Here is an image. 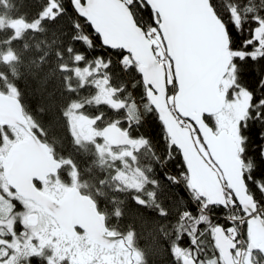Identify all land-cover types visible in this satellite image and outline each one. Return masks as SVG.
Masks as SVG:
<instances>
[{
	"label": "trees",
	"instance_id": "obj_1",
	"mask_svg": "<svg viewBox=\"0 0 264 264\" xmlns=\"http://www.w3.org/2000/svg\"><path fill=\"white\" fill-rule=\"evenodd\" d=\"M73 1L0 0V18L21 24L16 28L0 21V92L15 91L31 129L63 162L57 175L50 178H57L65 186L75 184L89 195L112 233L124 238L131 234L130 244L140 254L141 264H182L184 251L196 264H223L214 243V228L227 230L235 226L247 247V224L241 227L229 221V205L228 212L212 211L211 204L205 211H192L199 209L201 197L190 188L186 163L146 97L139 64L122 50L103 47L99 36L77 15ZM127 3L144 30L147 17L133 0ZM231 3L239 7L245 0ZM258 3L259 0H250L246 6ZM233 15L236 16L235 8ZM86 70L96 72L83 79L81 74ZM239 72L241 83L254 84L252 65L240 67ZM97 77L107 81L115 100L124 106L95 101ZM131 103L139 107L133 117L127 110ZM75 104L80 105L81 115L95 120L99 132L116 124L136 140V146H108L103 151L102 145L107 143L102 137L77 141L69 117ZM247 116L248 109L238 121L237 130L244 179L250 170L249 154L258 147L257 129L244 126ZM204 120L218 130L216 116H204ZM12 130L0 127V148L18 139ZM128 150L132 152L130 156L124 154ZM133 171L142 179L139 187L121 179L123 173ZM36 186L42 189V184ZM239 215L243 213L238 211ZM252 259L256 264L264 263L261 253L260 257L254 253Z\"/></svg>",
	"mask_w": 264,
	"mask_h": 264
},
{
	"label": "water",
	"instance_id": "obj_2",
	"mask_svg": "<svg viewBox=\"0 0 264 264\" xmlns=\"http://www.w3.org/2000/svg\"><path fill=\"white\" fill-rule=\"evenodd\" d=\"M149 3L165 13L169 11L170 0H149ZM72 5L77 15L99 36L103 47L122 50L139 64L146 97L186 163L190 188L211 205H227V188L235 203L238 199L244 208H254L246 191L244 163L236 134L226 129L214 131L204 120V116H216L219 125L222 123V111L228 98L226 93H220V85L232 62L228 52L229 36L225 35L223 26L211 15L207 5H198L193 10L196 40L186 36L179 40L184 87L173 96L172 106L166 81L167 68L153 54V42L135 21L128 3L124 0H74ZM184 11L181 9V14ZM181 120L191 123L194 131L184 126ZM0 127L20 129L25 134L10 145L6 155L0 157L3 177L18 197L40 206L69 239H73L79 229L90 243L106 250H113L125 239L107 228L105 216L99 212L95 201L77 186L59 197H53L36 186V183H45L49 177L57 175L63 162L54 157L49 146L31 129L20 100L2 92ZM195 134L222 177L199 151ZM102 138L110 147L133 149L137 144L116 124L105 126ZM262 219L255 218L246 223L249 242L243 264H256L252 255L257 252L264 259ZM213 238L223 264H236L234 251L237 244L224 228L215 227ZM182 264L196 263L191 257L183 256Z\"/></svg>",
	"mask_w": 264,
	"mask_h": 264
},
{
	"label": "rangeland",
	"instance_id": "obj_3",
	"mask_svg": "<svg viewBox=\"0 0 264 264\" xmlns=\"http://www.w3.org/2000/svg\"><path fill=\"white\" fill-rule=\"evenodd\" d=\"M126 2L128 0H125ZM1 24L20 28L21 24L6 18H0ZM36 25V24H35ZM35 25H32L33 27ZM155 31L152 30L151 33ZM264 34V23H261V28L257 31V35ZM153 45L160 44V53L164 52L163 44L159 37L152 40ZM234 54L229 52V56ZM160 61L165 63L168 68L166 56L160 55ZM128 58H125L127 62ZM89 70L84 71L81 75L86 79L91 73ZM96 86L98 89L95 96L96 102L108 103L114 107L124 106L123 102L118 103L115 100L114 91L107 85V81L103 78H96ZM170 81H168L169 83ZM235 84V79L232 78V73L229 71L225 79L220 85V93H228L232 90ZM8 94L16 95L15 91L9 90ZM169 103L173 105V95L169 96ZM249 101L246 95L232 93L225 108L222 111V125L218 129H226L235 133L237 136L238 121L246 113ZM79 104L72 106L69 117L71 128L75 134L77 141L88 142L93 141L98 137H102V132H99L95 127V120L88 119L78 112ZM138 104L131 103L128 107V113L133 117L138 111ZM184 126L190 127L193 131V126L189 122L181 120ZM13 133L19 138L25 134L22 130L13 128ZM197 147L207 161L214 166L219 175L222 177L218 168L210 159L208 152L201 139L197 134L194 135ZM11 141L5 142L0 148V157L7 154ZM109 145L103 144L102 150L106 151ZM131 151H124V154L131 155ZM121 155V154H120ZM0 161V171H1ZM136 171L132 173H123L121 179L132 187H139L142 179ZM71 186L62 185L57 178H49L45 183H42V191L53 196L59 197L65 193ZM230 203L234 205L232 194L229 193ZM16 202V206L15 203ZM32 216H35L33 218ZM235 216V215H234ZM231 238L236 240L237 247L234 251V259L236 264H243L247 247L241 234L237 233L235 227L233 231H228ZM132 235L128 234L124 240H121L113 250H106L97 245L90 243L85 234H78L73 239H69L63 235L54 222L43 209L36 203L30 200H24L16 195V193L7 185L0 172V264H141L140 254L131 246ZM183 256L190 257L188 251L182 253ZM209 264H215L210 261ZM259 264H262L259 262ZM264 264V263H263Z\"/></svg>",
	"mask_w": 264,
	"mask_h": 264
},
{
	"label": "snow or ice",
	"instance_id": "obj_4",
	"mask_svg": "<svg viewBox=\"0 0 264 264\" xmlns=\"http://www.w3.org/2000/svg\"><path fill=\"white\" fill-rule=\"evenodd\" d=\"M249 2L250 0H245V3L237 7L231 3V0H170L167 5L169 11L165 13L161 9L155 8L153 4L149 3V0H133L135 7L139 8L147 17L148 25L144 29L145 36L155 29L152 38L159 37L163 44L164 52L160 53V44L158 43L153 47V54L157 55V59L160 55L167 58L166 81H170L167 86L169 93L173 96L182 91L184 87L181 81L182 50L178 46L179 40L185 36L193 41L196 40L193 10L198 5L206 4L207 9L211 10V15L223 26L225 35L229 36V51L234 55L228 67L232 78L236 81L229 96L233 92L241 94L243 90V94L249 101L248 116L244 121V126L247 128L250 125L257 129L255 141L258 142V147L249 154L250 170L245 176L246 191L255 207L244 208L238 199L236 201L237 208L249 218L245 220V223H249L251 219L264 217V36L257 35V31L261 28V22H264V0H259L258 5L251 7L246 6ZM234 8L235 17L233 15ZM181 9L185 10L183 14L180 12ZM208 28L211 31L210 25ZM121 60H123V56ZM244 65L253 66L256 80L251 86L241 83L239 68ZM121 68L123 69V65ZM225 75L227 76V73ZM253 159H255V163H253ZM257 193L259 195H256ZM203 208L204 206L201 205L199 209L192 211H202ZM211 210L228 212L229 209L227 205L218 204L212 205ZM225 218L227 219V217ZM227 231H233V228L229 226ZM256 255L260 257L259 252Z\"/></svg>",
	"mask_w": 264,
	"mask_h": 264
},
{
	"label": "built area",
	"instance_id": "obj_5",
	"mask_svg": "<svg viewBox=\"0 0 264 264\" xmlns=\"http://www.w3.org/2000/svg\"><path fill=\"white\" fill-rule=\"evenodd\" d=\"M150 38H152V35H150ZM226 197L229 198V192H227ZM208 204H209V202L206 199H201V203L199 205V208H200L201 205H203L204 208H203L202 211H205V209L208 206ZM229 207L231 208V215L229 217V221H233V222L239 223V225L242 227L243 226V223L246 220V217H244L243 215L237 216V212L240 211V209L237 208V207H235V205H233V204L230 203L229 204ZM240 234H241V232H240ZM229 236H231L230 233H229Z\"/></svg>",
	"mask_w": 264,
	"mask_h": 264
},
{
	"label": "flooded vegetation",
	"instance_id": "obj_6",
	"mask_svg": "<svg viewBox=\"0 0 264 264\" xmlns=\"http://www.w3.org/2000/svg\"><path fill=\"white\" fill-rule=\"evenodd\" d=\"M79 233H80V234H84L81 230L78 229L77 235H78Z\"/></svg>",
	"mask_w": 264,
	"mask_h": 264
}]
</instances>
